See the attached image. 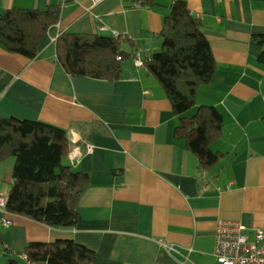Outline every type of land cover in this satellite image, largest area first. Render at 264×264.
<instances>
[{"label": "crops", "instance_id": "0c3cea01", "mask_svg": "<svg viewBox=\"0 0 264 264\" xmlns=\"http://www.w3.org/2000/svg\"><path fill=\"white\" fill-rule=\"evenodd\" d=\"M157 1L140 7L129 0H0V13L61 11L37 58L0 46V117L65 130L71 146L65 162L88 177L74 227H51L0 208V264H30L23 255L29 243L57 240L88 247L97 264H218L220 220L243 224L250 241L264 230V65L262 48L252 41L264 31V0H185L216 63L211 82L197 92L195 112L214 106L225 119L211 144L224 157L211 171L175 136L180 117L143 67L109 81L71 76L57 62L53 37L66 31L117 32L125 50L145 57L158 52L176 0ZM74 136L82 148L78 161L70 154ZM15 162H0V194L11 190Z\"/></svg>", "mask_w": 264, "mask_h": 264}, {"label": "trees", "instance_id": "16d2710c", "mask_svg": "<svg viewBox=\"0 0 264 264\" xmlns=\"http://www.w3.org/2000/svg\"><path fill=\"white\" fill-rule=\"evenodd\" d=\"M154 7L157 0H129ZM61 11L13 8L0 13V46L28 59L37 58L46 35L55 29ZM161 49L151 56L122 48L120 37L62 32L56 41L57 62L71 76L117 81L144 68L157 79L173 112L180 117L175 136L186 142L211 171L224 157L211 144L224 127V115L214 106H200L192 115L199 88L208 85L216 70L211 45L201 20L185 0H176L164 18ZM261 46L258 61L264 65V31L252 34ZM138 57L143 66L137 67ZM67 132L40 120L0 117V162L15 158L13 185L6 210L51 227H74L80 221L77 205L88 186V177L65 159L70 152ZM23 255L30 264H97L96 254L73 240L31 242ZM7 264H18L9 259Z\"/></svg>", "mask_w": 264, "mask_h": 264}, {"label": "built area", "instance_id": "2783aa9c", "mask_svg": "<svg viewBox=\"0 0 264 264\" xmlns=\"http://www.w3.org/2000/svg\"><path fill=\"white\" fill-rule=\"evenodd\" d=\"M98 1V0H97ZM105 30V27L102 28ZM114 37L125 39L117 32H113ZM60 34L53 37L56 43ZM137 67L143 66V60L138 57L135 61ZM74 146L71 149V159L78 161L82 156V148L77 145V140L73 138ZM88 150L92 151L93 146L88 145ZM9 194H0V208L6 209ZM1 224L8 226L10 223L4 220ZM243 224L236 221L220 220L216 230L214 257L218 264H264V230L255 231L254 241H250L245 233Z\"/></svg>", "mask_w": 264, "mask_h": 264}, {"label": "rangeland", "instance_id": "374dc122", "mask_svg": "<svg viewBox=\"0 0 264 264\" xmlns=\"http://www.w3.org/2000/svg\"><path fill=\"white\" fill-rule=\"evenodd\" d=\"M195 111H196V108H193V109H191L187 114H188V115H192V114L195 113Z\"/></svg>", "mask_w": 264, "mask_h": 264}]
</instances>
